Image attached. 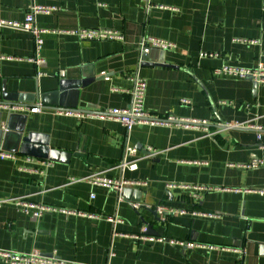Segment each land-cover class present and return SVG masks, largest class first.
<instances>
[{
	"label": "crops",
	"instance_id": "crops-1",
	"mask_svg": "<svg viewBox=\"0 0 264 264\" xmlns=\"http://www.w3.org/2000/svg\"><path fill=\"white\" fill-rule=\"evenodd\" d=\"M31 2L0 0V21L22 22ZM34 3L56 7L34 17L43 30L38 52L30 32L0 24V151L15 156L0 158V198L9 199L0 204V249L80 264H264V84L214 73L264 66V0ZM80 29L123 39L80 40ZM148 37L173 47L150 48L143 60ZM81 75L95 80L66 95L74 107L40 103ZM135 75L147 84V119L175 122L142 120L128 131L99 115L130 104ZM14 95H35L31 105L18 104L40 103V111L10 108ZM29 133L67 160L20 154L19 137ZM127 147L136 150L134 169L120 166ZM252 160L263 163L238 166ZM96 173L146 184L117 193L93 184ZM169 184L202 189L193 199ZM17 198L51 210L34 217L13 204Z\"/></svg>",
	"mask_w": 264,
	"mask_h": 264
},
{
	"label": "built area",
	"instance_id": "built-area-1",
	"mask_svg": "<svg viewBox=\"0 0 264 264\" xmlns=\"http://www.w3.org/2000/svg\"><path fill=\"white\" fill-rule=\"evenodd\" d=\"M35 0H32L31 4L28 6L26 11L25 17L22 22H5L0 21V24H7L16 29H22L24 31H28L32 34L35 39V49L38 52L42 47V38L41 33L43 32L42 29L38 28L34 23V17L36 14H51L56 10V7L53 6H43L34 3ZM75 35L80 40H121L123 36L118 33L117 31H113L110 29H80L75 32ZM254 42V41H253ZM173 44L169 41L161 40L154 37H148L143 40L141 43V52L143 54L148 53L150 48H158V49H171ZM208 55V54H206ZM211 55V54H209ZM39 61V59L37 60ZM40 62V61H39ZM215 74L231 76L236 78H247L251 77L252 80L256 83L264 84V66L262 64H258L253 69L247 68H240L234 67L229 65H223L216 70H214ZM130 81L132 82V87L130 89V104L123 108V109H109L105 111L108 113L110 117H115L119 119L125 128L129 131L133 125L139 123L140 121L147 118V112L144 109V99H145V92H146V81L135 75L130 77ZM183 102H187L183 99ZM5 106V104H2ZM12 109H20L21 111H26L28 113H37L40 111V107L42 106L40 103H35L32 106H27L24 104H10L8 105ZM69 112V111H66ZM106 116V115H104ZM255 130L260 131V127H254ZM258 140H261V134L258 132ZM136 154V150L131 147H127L125 150L124 158L121 162V167H128L129 169H134L136 167L134 157ZM129 157V158H128ZM0 158H8L14 159L15 156L13 153L0 151ZM263 163L261 160H252L247 164H239L238 166H243L246 168H255L260 166ZM90 181L93 184L101 185L109 189L115 190L117 193L123 191V188L128 185H144L146 182L144 181H130L124 180L123 178H111L105 176L101 173L92 174L90 176ZM180 187L183 189L190 190V196L196 199L195 191L200 190L202 188L195 187L192 185H176V184H169L167 188H174ZM9 199H2L0 198V204L3 202H7ZM13 204L16 205L21 209L22 212L31 213L34 217H39L41 214L50 211L51 208L28 202L24 199H14L12 200ZM133 207H137V204H132ZM159 211H164L162 208ZM172 211V210H171ZM183 212V211H181ZM109 222H117L118 220L112 217H108ZM140 238L154 240V239H161L155 237H148L146 235L140 236ZM180 245H193L194 243L190 242H177ZM239 251V250H238ZM0 259L8 264H80L75 262L66 261L60 259L54 254L45 255L38 251H31L29 253H18L10 250H3L0 249Z\"/></svg>",
	"mask_w": 264,
	"mask_h": 264
},
{
	"label": "water",
	"instance_id": "water-1",
	"mask_svg": "<svg viewBox=\"0 0 264 264\" xmlns=\"http://www.w3.org/2000/svg\"><path fill=\"white\" fill-rule=\"evenodd\" d=\"M148 53L142 54V58L143 60H145L146 58H148ZM249 79L252 80L251 77H249ZM93 80H95V77L92 75L90 76H82L80 77V79H76V80H72V81H61L59 82V86L58 89L55 91H51V92H47V93H43L39 96L40 98V103L42 105L44 104H51L53 106H62L64 104H66L67 106H75L74 103L72 105L71 101L70 102H65L66 99V95L69 92H77L79 89L84 88L85 86H87L89 83H91ZM256 83V82H255ZM9 99H13L15 100V103H27V104H32L36 97L35 95L33 96H23V95H14V97H9ZM2 104V103H0ZM58 110H67L69 112H71V110L73 112H81L80 110L77 109H64V108H57ZM99 115H106L109 116L108 113L105 112H100ZM144 120H148V121H155V122H175V121H166V120H161V119H147L144 118ZM178 122H185V121H178ZM259 132H262V130H260ZM17 151L20 154L23 155H29V156H33V157H37V158H42V159H47L49 161H66L68 158V154L67 153H63L61 151L55 150V149H50L49 146L47 145V141L42 139L41 137L33 134V133H29L28 135L25 136H20L19 137V144L17 147ZM147 155H151L152 153H146ZM155 221H160V219L155 216L154 217ZM151 225H147V228L145 229V232H150L151 229Z\"/></svg>",
	"mask_w": 264,
	"mask_h": 264
},
{
	"label": "rangeland",
	"instance_id": "rangeland-1",
	"mask_svg": "<svg viewBox=\"0 0 264 264\" xmlns=\"http://www.w3.org/2000/svg\"><path fill=\"white\" fill-rule=\"evenodd\" d=\"M249 127V126H248ZM253 128V127H252Z\"/></svg>",
	"mask_w": 264,
	"mask_h": 264
}]
</instances>
